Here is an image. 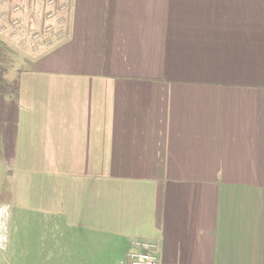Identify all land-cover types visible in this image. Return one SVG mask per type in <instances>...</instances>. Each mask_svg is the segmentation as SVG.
Listing matches in <instances>:
<instances>
[{"label": "crops", "instance_id": "obj_1", "mask_svg": "<svg viewBox=\"0 0 264 264\" xmlns=\"http://www.w3.org/2000/svg\"><path fill=\"white\" fill-rule=\"evenodd\" d=\"M0 50L12 262L264 264V0H69Z\"/></svg>", "mask_w": 264, "mask_h": 264}, {"label": "built area", "instance_id": "obj_2", "mask_svg": "<svg viewBox=\"0 0 264 264\" xmlns=\"http://www.w3.org/2000/svg\"><path fill=\"white\" fill-rule=\"evenodd\" d=\"M69 0H0V36L37 54L67 37ZM11 208L0 205V253L8 246ZM126 264H163L151 241L130 243Z\"/></svg>", "mask_w": 264, "mask_h": 264}, {"label": "rangeland", "instance_id": "obj_3", "mask_svg": "<svg viewBox=\"0 0 264 264\" xmlns=\"http://www.w3.org/2000/svg\"><path fill=\"white\" fill-rule=\"evenodd\" d=\"M8 60H9V58L3 52H1V50H0V74H1V82H3V80H4V74L3 73H4L5 65H8V63H9ZM5 61H7V63ZM11 64H12L11 66L14 65L13 60H12V63ZM8 263L9 264H20L18 259L15 260V263L12 262L9 259V256L7 255V252L0 253V264H8Z\"/></svg>", "mask_w": 264, "mask_h": 264}, {"label": "trees", "instance_id": "obj_4", "mask_svg": "<svg viewBox=\"0 0 264 264\" xmlns=\"http://www.w3.org/2000/svg\"><path fill=\"white\" fill-rule=\"evenodd\" d=\"M0 83H1V74H0Z\"/></svg>", "mask_w": 264, "mask_h": 264}]
</instances>
